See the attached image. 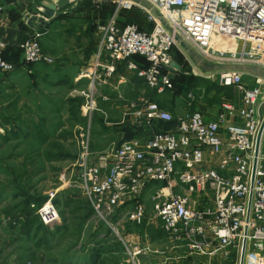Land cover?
<instances>
[{
    "label": "built area",
    "instance_id": "1",
    "mask_svg": "<svg viewBox=\"0 0 264 264\" xmlns=\"http://www.w3.org/2000/svg\"><path fill=\"white\" fill-rule=\"evenodd\" d=\"M146 1L162 13L172 31L136 1L113 0L115 15L97 23L96 28V55H107L113 63L104 67L97 62L84 75L101 80L102 70L107 77L116 69L114 62H125L128 70L157 94L171 90L174 82L170 70L175 66L171 50L179 44L176 34L210 62L219 50L216 43L224 41L221 39L240 41L245 57L237 62L264 66V0ZM138 4L155 23L152 31L142 29L136 22L118 24V11ZM38 7V16H44V6ZM4 11L0 0V29ZM6 45L0 36V72L10 73L19 66L4 57ZM19 47L24 65L54 62L44 52L38 33L25 36ZM232 53L237 55L234 50ZM136 55L143 62L134 60ZM243 74L236 70L219 72L217 84L233 86L237 96L223 98L215 118L201 110L186 112L169 130L154 127L156 122L172 117L158 101L143 97L129 102L125 117L144 128L142 136L120 144L113 142L102 150L93 147L91 120L97 109L94 95L91 89L83 90V110L89 121L77 127L75 176L96 218L119 234L112 217L118 207L132 204L133 220L143 223L147 210L142 197L146 188L154 182H164V190L156 191L152 197L153 216L171 238L195 240L199 236L192 247L200 254L207 253V246L214 242L221 247L233 245L240 251L245 244L244 262L264 264V132L254 169L256 140L264 118V89L260 76L255 75L256 84L249 86ZM207 150L219 154L215 163L210 162ZM36 213L46 226L60 220V211L52 199L38 206ZM150 250L149 246L127 248L130 263L144 264L139 256ZM0 264L14 263L0 253Z\"/></svg>",
    "mask_w": 264,
    "mask_h": 264
},
{
    "label": "rangeland",
    "instance_id": "2",
    "mask_svg": "<svg viewBox=\"0 0 264 264\" xmlns=\"http://www.w3.org/2000/svg\"><path fill=\"white\" fill-rule=\"evenodd\" d=\"M8 1L3 0L5 9L13 0ZM17 1L30 11H26L27 15L21 21L26 29L24 36L39 34L38 29L29 24L34 17L33 24H39V1ZM115 13L116 6L109 0L72 1L60 17L46 25L47 31L39 34L44 52L52 55L50 50L66 52L81 48L95 39L94 24ZM116 15L122 23L137 21L148 32L155 26L148 12L140 6L120 9ZM63 19H67L69 25ZM221 40L223 43H216L219 50L212 62L232 63L245 57L240 41ZM233 50L236 56H233ZM171 58L179 65L170 70L174 88L157 94L142 81L134 79L129 101L144 96L157 100L172 116L167 121L169 125L177 124L178 117L186 112H215L225 96L214 88L220 71L203 72L180 43L172 48ZM14 60L19 66L17 70L0 72V253L14 264L25 261L89 264L90 252L100 243L106 251L103 264H128L126 235L122 232L117 235L114 231L109 234V226L96 218L76 182L77 127L89 121L83 110L85 98L82 94L88 85L56 83V79L61 78L53 69L56 59L48 65L45 62L24 65L21 50V54L15 53ZM50 65L52 68H48ZM37 72L43 75L37 76ZM45 74L51 76L54 83H49ZM247 78L256 82L258 77L244 73V83ZM261 84L264 89V80ZM92 115L95 150L104 149L115 140L117 130L106 124V114L102 111L95 110ZM165 124L158 123L157 128L163 129ZM135 136L125 135L117 143ZM49 199L58 207L60 220L46 226L41 223L36 210ZM110 236L120 244L112 253L108 250L109 245H102L111 240ZM245 264H251V261Z\"/></svg>",
    "mask_w": 264,
    "mask_h": 264
},
{
    "label": "crops",
    "instance_id": "3",
    "mask_svg": "<svg viewBox=\"0 0 264 264\" xmlns=\"http://www.w3.org/2000/svg\"><path fill=\"white\" fill-rule=\"evenodd\" d=\"M9 4L10 7L5 9L3 14L4 21L0 29V36L7 44L4 51L5 56L7 58H14L15 53L19 51L18 45L20 41L25 37L24 35H26V29L24 28L21 21L27 15L26 11L28 9L26 7H22L17 0H13ZM28 12L30 11L28 10ZM62 21H65L67 25L70 23L67 19H63ZM82 28L85 30L84 25H82ZM48 30H50V28ZM94 37L95 39H93L92 35L93 41L83 44L81 48L70 49L66 52L50 50L51 53H53L51 56L56 59V64L53 69L55 72L60 73L61 75L60 80L56 79V83L63 85L70 82V84L74 83V85L76 83L82 84V86L88 85V87H86L84 90H92V94L94 95L96 102V110L105 113L107 118L106 124L113 125L111 129L117 130V137H115V140L112 141V143H117L118 139L124 138L125 135L131 134L133 132L137 134L139 131L137 128L132 130L131 126L133 127L134 124L129 118L125 117V114H127V105L129 102H131V100L129 101L128 98L130 97L129 93L133 87L134 79L140 80L143 83L145 82L128 70L125 62H114L116 69L107 77L104 76V70H102L103 79L101 80H91L87 76H82L90 72L97 62L101 63L104 67L113 63V60H111L107 55H103L100 58L97 57L96 46L99 36L96 30L94 32ZM48 68H52V66L50 65ZM51 72L53 73V70H51ZM39 73L40 72H37V76L43 75ZM50 77L51 76H46L45 74V79H48L47 81L49 83L55 81ZM253 81L256 83L254 79L247 78L246 84L249 86L255 85ZM219 105L215 112H210L208 110H203L202 112H204L210 118H215L219 109ZM106 112L111 115L107 114ZM206 155L212 163H215L219 158V154H213L209 150H207ZM163 187H165L164 182H154L146 188L142 197L143 202L146 204L147 210L143 224H137L133 220L131 215L133 211L132 204H125L118 207L116 214L112 217L117 232L119 233L116 234L120 235V232H122L126 235L125 245H127L129 250H134L137 247L143 246L150 247V251H147L139 256V259L142 263L241 264L242 251L233 245L221 247L219 244L214 242L210 246H207V253L200 254L196 252L197 250H195L194 247H192V242L200 239L199 236H197L195 240H188L185 238L175 240L171 238L164 230L161 221L153 216L152 197L156 191H163ZM109 229L113 232L110 227ZM127 253L129 256V252ZM129 262L130 256L127 263Z\"/></svg>",
    "mask_w": 264,
    "mask_h": 264
},
{
    "label": "water",
    "instance_id": "4",
    "mask_svg": "<svg viewBox=\"0 0 264 264\" xmlns=\"http://www.w3.org/2000/svg\"><path fill=\"white\" fill-rule=\"evenodd\" d=\"M39 3L44 6V16L38 17L39 24H33V20L36 19L31 18L29 20V24L38 29L39 34H43L47 31L46 25L52 23L56 18H58L62 14V10H65L71 3L70 0H58L57 2H53L50 0H37ZM137 3L145 6L149 10H151L156 17L161 19L163 24L172 31L171 26L167 23V20L163 18L162 13L151 3L146 0H134ZM45 17H49L46 19ZM176 40L183 46V48L188 52V54L192 57L195 64L206 73L217 72V71H229L236 70L241 71L243 73H250L257 76H260L264 79V66L248 64L243 62H235V63H222V62H210L202 57L190 44H188L180 34H176ZM176 67L179 65L174 62ZM264 132V118L257 136L256 140V148H255V160H254V169L256 167L257 156L259 153L261 138ZM245 244L242 250V259L241 264H244V255H245Z\"/></svg>",
    "mask_w": 264,
    "mask_h": 264
},
{
    "label": "trees",
    "instance_id": "5",
    "mask_svg": "<svg viewBox=\"0 0 264 264\" xmlns=\"http://www.w3.org/2000/svg\"><path fill=\"white\" fill-rule=\"evenodd\" d=\"M109 2H112L113 4H114V6H116L115 5V3L113 2V0H109ZM61 16V15H60ZM59 16V17H60ZM111 18V17H110ZM109 19V18H108ZM108 19H106V20H104V21H100V23H104V22H106ZM117 22H118V24L119 25H125V24H127V23H131V22H136V23H138L137 21H129V22H125V23H122L120 20H118L117 19ZM139 24V23H138ZM140 25V24H139ZM140 27L142 28V26L140 25ZM96 28H97V24L95 23L94 24V30H96ZM143 29V28H142ZM40 37V36H39ZM40 39V38H39ZM18 53L19 54H21V49L19 48V51H18ZM4 57L5 58H7L6 56H5V54H4ZM7 59H9V60H11V61H13V62H15L17 65H18V63L14 60V58H7ZM133 59L134 60H136V61H142L143 62V58L141 57V56H139V55H136V56H134L133 57ZM20 64H21V62H20ZM173 82H174V80H173ZM174 86H175V83H174ZM214 88L216 89V91H218V93H220V94H224L225 96L223 97V98H234V97H236L237 96V93L235 92V90H234V87L233 86H223V85H219V84H216V85H214ZM223 100V99H222ZM157 101V100H156ZM161 105V104H160ZM202 111V110H201ZM165 124V123H168V124H165L166 125V127L165 128H161V129H159V128H157V124ZM169 123L170 122H167V121H158V122H156L155 123V125H154V127H155V129H157V130H169L170 128H173L176 124H174V125H169ZM131 128H132V130H135L136 128L139 130L138 131V133L136 134V133H131V134H128V137H130L132 134L135 136V135H137V137H140V136H142V134H143V132H144V128H142V127H137V126H131ZM127 137V136H126ZM136 137V136H135ZM133 139V138H132ZM127 140H129V139H127ZM123 141H125V140H121V141H119V143H117V144H120L121 142H123ZM93 147H94V149H95V144L93 143ZM88 201V200H87ZM89 203V202H88ZM92 208V207H91ZM115 214H116V212H115ZM114 214V215H115ZM113 215V216H114ZM39 218V217H38ZM41 221V220H40ZM102 222V221H101ZM42 223V222H41ZM143 223H144V221H143ZM143 223H141V224H143ZM111 230L109 229V234L111 235ZM110 239L111 240H109L108 241V243H101L102 245H104V246H106V245H109V248H108V250L109 251H111V253L112 252H115V251H117V247L118 246H120V244H118V241L113 237V236H110ZM106 253V251L105 250H103V248L101 247V245H100V243L98 244V246H95V248H93V250L90 252V256H89V260H90V262H89V264H103L102 263V258L104 257V254ZM115 263H117L116 261H115ZM118 264V263H117ZM129 264V263H128ZM131 264V263H130Z\"/></svg>",
    "mask_w": 264,
    "mask_h": 264
},
{
    "label": "bare ground",
    "instance_id": "6",
    "mask_svg": "<svg viewBox=\"0 0 264 264\" xmlns=\"http://www.w3.org/2000/svg\"><path fill=\"white\" fill-rule=\"evenodd\" d=\"M139 6V4L137 5ZM186 41V40H185ZM188 43V41H186ZM193 47V46H192ZM202 57L207 58L205 55H203L201 52H199L195 47H193ZM259 64V63H258ZM260 80H264L262 77H259Z\"/></svg>",
    "mask_w": 264,
    "mask_h": 264
}]
</instances>
